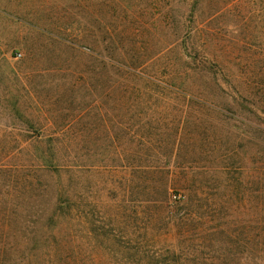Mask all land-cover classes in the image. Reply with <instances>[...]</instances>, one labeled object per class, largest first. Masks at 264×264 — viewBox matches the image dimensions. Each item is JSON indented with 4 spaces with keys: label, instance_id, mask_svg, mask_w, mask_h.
<instances>
[{
    "label": "rangeland",
    "instance_id": "374dc122",
    "mask_svg": "<svg viewBox=\"0 0 264 264\" xmlns=\"http://www.w3.org/2000/svg\"><path fill=\"white\" fill-rule=\"evenodd\" d=\"M263 5V0H0V164H26L23 171L32 175L27 164L33 151L19 153L17 146L51 138L77 144L85 162L88 217L94 218L93 208L117 214L113 222L102 217L101 222L129 229L135 202L128 201L130 192L122 202L119 144H195L193 152L185 147L180 156L194 157L186 167L207 172V198L215 204L206 212L200 208L205 218L177 228L179 264H264V106L244 90L253 81L259 94L264 81ZM110 46L150 48L155 56L143 74L186 92L118 89L116 64L103 69ZM190 55L212 64L210 84ZM165 168L171 174L162 180L188 194L181 189L186 187L181 170L172 162ZM146 177L155 182L157 175ZM153 211L164 214L161 208ZM157 219L149 225V234L158 238L150 251L161 250L165 238L175 240L171 220ZM217 226L224 231L213 234ZM224 254L225 262L211 258Z\"/></svg>",
    "mask_w": 264,
    "mask_h": 264
},
{
    "label": "trees",
    "instance_id": "16d2710c",
    "mask_svg": "<svg viewBox=\"0 0 264 264\" xmlns=\"http://www.w3.org/2000/svg\"><path fill=\"white\" fill-rule=\"evenodd\" d=\"M261 20L264 30V10ZM170 46V43L167 44L164 50ZM194 48L196 54L198 47ZM105 50L107 56L102 57L103 69L106 70L107 65L115 68L113 63L116 64L119 72L118 89L125 91L140 86L185 91L182 85L163 84L155 80L154 76L143 74L142 69L147 60L151 58L152 61L155 56L150 48L123 49L110 46L105 47ZM190 57L195 69L202 67L200 78L210 84L212 78L209 71L212 64L208 65V61L200 56ZM186 76L191 77V74L186 72ZM254 84L257 83L251 81L244 90L253 101H261L264 106V81L260 83L259 94L254 93ZM200 87L185 85L187 90H199ZM24 145L16 149L19 153L33 151L27 164L34 172L32 175L25 174L27 170L23 171L27 168L26 164H0V264H179L181 254L176 248L182 234L179 231L181 226L184 228L191 225L196 217L205 218L201 215V207L205 212L214 209L215 203L207 198L206 190L210 188L207 183L210 177H205L207 172L201 174L202 171L186 167V164L194 161L193 154L192 159L180 156L185 147L193 152L195 144L137 141L125 148L119 144V166L125 170L120 185L122 202L127 194L129 196V192L131 197L128 201L135 202L134 206L131 205L132 225L129 229L107 227L101 222V217L113 222L112 218L117 214L108 215L93 208L90 214L94 218L88 217L86 191L82 181L85 162L79 158L77 144L67 145L58 138H51L47 142L35 141ZM67 149L74 152V155L64 154L63 151ZM158 150L169 154L158 157L155 153ZM171 162L176 170H181L179 173L183 179L180 183L186 186L181 189L187 191L186 195L172 191L168 182L170 179L162 180L161 176L171 174L165 168ZM128 167L129 174L126 171ZM205 168L209 167L200 166L201 170ZM148 175H157L155 182L148 179ZM175 180L173 185L179 181L177 177ZM155 208L163 210L162 217L153 211ZM148 209L153 212L148 213ZM157 217V221L163 218L171 220L175 228V240L167 241L165 238L160 241L161 250L150 251V248L158 245V238L149 234V225ZM222 227L212 228V233L216 234L219 229L224 231ZM218 245L222 246V242H218ZM226 256L211 258L225 262ZM240 259L245 263V257Z\"/></svg>",
    "mask_w": 264,
    "mask_h": 264
},
{
    "label": "built area",
    "instance_id": "2783aa9c",
    "mask_svg": "<svg viewBox=\"0 0 264 264\" xmlns=\"http://www.w3.org/2000/svg\"><path fill=\"white\" fill-rule=\"evenodd\" d=\"M15 58H16V60H20V59H21V55H20V54H17V55L15 56Z\"/></svg>",
    "mask_w": 264,
    "mask_h": 264
}]
</instances>
